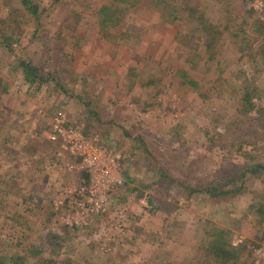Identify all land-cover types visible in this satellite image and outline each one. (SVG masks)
Instances as JSON below:
<instances>
[{
  "label": "rangeland",
  "instance_id": "obj_1",
  "mask_svg": "<svg viewBox=\"0 0 264 264\" xmlns=\"http://www.w3.org/2000/svg\"><path fill=\"white\" fill-rule=\"evenodd\" d=\"M31 1L37 17L21 0H0V40L11 45H0V256L20 254L30 264H191L207 220L229 228L232 242H255L251 252L264 243V175L246 174L245 189L227 203L201 191L226 155L213 138L242 142L264 126V62L256 63L263 55L252 59L239 44L252 20L238 25L236 37L235 25L223 29L231 13L241 20L252 11L264 21V0H141L132 8L111 0ZM202 21L211 22V33ZM218 30L221 41L213 39ZM252 32L251 46L264 47V32ZM213 47H221L214 58ZM19 59L49 80L27 84ZM181 69L198 88L182 83ZM250 83L256 106L239 115ZM58 113L126 158L111 207L129 206L128 228L113 242L94 236L104 223L99 216L67 226L53 209L56 192L83 179V169H67L68 158L60 160L48 141ZM232 154L227 164L242 162ZM246 264L263 263L250 257Z\"/></svg>",
  "mask_w": 264,
  "mask_h": 264
},
{
  "label": "trees",
  "instance_id": "obj_2",
  "mask_svg": "<svg viewBox=\"0 0 264 264\" xmlns=\"http://www.w3.org/2000/svg\"><path fill=\"white\" fill-rule=\"evenodd\" d=\"M22 4L27 12L32 14L34 17L38 16V5L33 3L31 0H21ZM164 0H156V3L162 5ZM168 2V0H166ZM141 0H111L112 6L117 8L119 5L124 6L125 8H132L139 4ZM166 2V3H167ZM174 2H176L174 0ZM175 6H172V9L177 8L179 10L182 9V6L178 7L177 3H174ZM110 7L104 6L103 10H108ZM116 12V10H115ZM192 12V11H191ZM250 19L252 20L251 32L245 34L244 37L240 38L239 41L233 39L235 43H239L240 45L244 43V46H248V55L253 59L255 55H263L256 62L263 63L264 62V47L255 48L251 46L253 44L252 31H258V33L264 32V21L259 18L256 13H252V11H248L246 16H244L241 20H239V14L231 13L228 14L227 22L224 25V30L229 29L230 26H234V28L230 29V33L232 36L239 35L240 31H242L239 27L242 24L249 25ZM199 25L207 34L208 29H206V25L211 27V22L202 21ZM250 29V28H249ZM226 31V30H225ZM211 33V32H210ZM251 33V34H249ZM218 35V36H217ZM223 31L218 30V32L213 31V39L215 36L218 37V41L224 39L222 37ZM259 35V34H257ZM257 37V36H256ZM216 39V38H215ZM234 43V44H235ZM0 45L10 50L11 45L8 42V39L2 36L0 40ZM243 46V47H244ZM221 48V47H220ZM220 48L216 49L213 47V58L220 52ZM212 53V52H211ZM216 62L219 64L220 60L217 59ZM17 66L21 68L24 81L33 85L35 83H42L48 81L50 78V74H45L38 65L32 63V61L27 59H19L17 62ZM182 83H187L191 85L193 88H198L199 84L196 80L190 78L185 70H180ZM6 86L3 85V82L0 81V93L4 92ZM258 91L252 83L246 85L243 88V92L239 96V106L237 107V111L239 115L249 114L253 111V108L256 106V102L254 101V97L257 95L255 92ZM1 95V94H0ZM51 125V124H50ZM49 130V129H48ZM227 131V130H226ZM225 131V132H226ZM250 140L245 139L242 142H239L231 136L219 137L214 139L215 147L224 151L226 155L224 158L232 157L234 152L239 153L242 156V162H233L226 163L224 158L221 159L219 163L213 166V174L211 176L210 181L204 186V189L201 190L205 194L208 195L207 199H213V201H224L225 203L233 201L238 193H241L245 188L243 186V180L246 174L253 175L255 177H261L264 175V126L259 127L258 130H254ZM49 143H52L54 146L57 144L53 141L48 140ZM100 143L105 146V144L100 140ZM213 143V144H214ZM243 143H250L251 146L249 149H243ZM57 147V146H56ZM107 147V146H105ZM110 148V147H107ZM255 151L252 153L251 151ZM122 154V153H121ZM125 156L122 154V166L125 163ZM123 168V167H122ZM83 171V170H82ZM123 176H124V171ZM83 178L88 177V175L83 171ZM125 179V178H124ZM197 192L198 190H192ZM261 211V208H260ZM209 226V227H208ZM206 235L204 241L196 248L194 252V256L192 258L191 264H246L250 257L254 260V252H251V245L255 242L249 241L247 239H243L238 242L236 245L233 244L231 237L232 231L222 225H216L210 221H206L205 227ZM255 235V234H254ZM207 237V238H206ZM68 263L70 262L67 260ZM52 262V261H50ZM0 264H30L27 260L21 256L20 254H10V256H0ZM41 264V261H40Z\"/></svg>",
  "mask_w": 264,
  "mask_h": 264
},
{
  "label": "built area",
  "instance_id": "obj_3",
  "mask_svg": "<svg viewBox=\"0 0 264 264\" xmlns=\"http://www.w3.org/2000/svg\"><path fill=\"white\" fill-rule=\"evenodd\" d=\"M47 138L57 144L56 155L60 160L68 158L67 169L80 168L88 175L77 185L61 188L51 198L53 209L63 214L62 223L84 226L91 217L99 216L104 223L95 232V237L113 242L125 235L130 208L128 205L111 207L117 190L125 182L121 152L103 146L97 136L85 133L83 123L69 120L64 113L53 117ZM140 202L148 207L143 198ZM253 252L256 263L264 264V243L256 246Z\"/></svg>",
  "mask_w": 264,
  "mask_h": 264
},
{
  "label": "crops",
  "instance_id": "obj_4",
  "mask_svg": "<svg viewBox=\"0 0 264 264\" xmlns=\"http://www.w3.org/2000/svg\"><path fill=\"white\" fill-rule=\"evenodd\" d=\"M119 257H120V256H119ZM122 258H123V256H121V260H119V262L122 261ZM123 262H124V261H123ZM123 262H121V264H124Z\"/></svg>",
  "mask_w": 264,
  "mask_h": 264
}]
</instances>
